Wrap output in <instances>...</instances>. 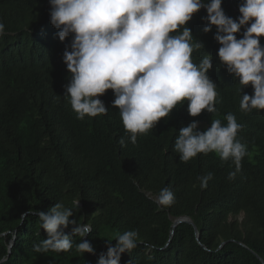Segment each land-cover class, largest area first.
<instances>
[{"label":"trees","instance_id":"1","mask_svg":"<svg viewBox=\"0 0 264 264\" xmlns=\"http://www.w3.org/2000/svg\"><path fill=\"white\" fill-rule=\"evenodd\" d=\"M241 3L222 0V9L237 20ZM50 12V0H0L6 32L0 36V264H97L109 242L114 246L130 230L138 232V246L123 253L120 264H264V110H240L241 96L254 90L248 85L240 94L239 80L219 60L216 28L203 31L206 9L185 27L204 44L193 53L197 62L205 54L213 58L208 75L217 86L218 111L191 117L185 102L135 144L112 106V90L99 97L107 115L77 119L65 96L71 76L63 55L72 36L59 40ZM260 43L264 47V37ZM228 113L243 125L238 139L248 145L235 179H228L234 163L215 153L180 161L174 151L180 130L194 121L199 131L214 119L226 125ZM208 173L213 179L201 188L198 178ZM164 187L176 197L170 207L156 203ZM58 202L73 209L79 224L91 225L83 239L95 254L75 247L33 251L47 239L38 213ZM181 217L193 222L199 242L187 223L171 238ZM65 231L71 235V228Z\"/></svg>","mask_w":264,"mask_h":264},{"label":"clouds","instance_id":"2","mask_svg":"<svg viewBox=\"0 0 264 264\" xmlns=\"http://www.w3.org/2000/svg\"><path fill=\"white\" fill-rule=\"evenodd\" d=\"M50 6V22L59 30V40L72 36L71 50L66 48L63 55L71 76L65 96L77 119L107 115L99 97L108 90L114 93L112 106L119 109L133 144L138 135L147 134L185 102L191 117L205 110L216 113L217 86L208 75L213 58L205 54L197 62L193 53L203 50L204 44L185 27L202 8L207 12L203 31L216 28L218 58L239 80L240 94L248 85L254 90L252 96H241L240 110H264V47L260 43L264 37V0H242L237 20L225 14L222 0H50ZM242 28L243 37L237 39ZM5 34L0 21V36ZM225 120L226 125L220 119L212 120L205 131H199L195 121L182 128L174 143L180 161L215 153L222 161L234 163L235 171L228 179H235L248 155V145L238 139L243 125L235 115L228 113ZM198 179L200 187L206 188L213 175ZM175 201L168 187L157 195L162 207H170ZM78 205L79 201L75 202V207ZM38 217L47 239L34 244V252L65 253L75 247L79 253L95 254L91 243L83 239L92 227L79 224L72 208L58 202L47 213L39 212ZM69 228L71 235L65 231ZM138 239L135 230L119 234L97 264H120L121 255L136 249Z\"/></svg>","mask_w":264,"mask_h":264},{"label":"water","instance_id":"3","mask_svg":"<svg viewBox=\"0 0 264 264\" xmlns=\"http://www.w3.org/2000/svg\"><path fill=\"white\" fill-rule=\"evenodd\" d=\"M156 203H157V199H156ZM181 223H187V224H189V225H191V226L194 227L195 232H196V237H197V240H198V242H199V234L197 233V230H196V228H195L193 222H192L188 217H182V218H179V219H177V220L174 221V224L172 225V231H171V234H170L171 238H172V236H173V234H174V228H175L177 225L181 224ZM170 240H171V239H170ZM170 240L168 241V244L170 243ZM12 244H13V242L11 243V246H12ZM168 244H167V245H168ZM223 244H225V243H222V244L220 245V247H222ZM11 246H10V248H11Z\"/></svg>","mask_w":264,"mask_h":264},{"label":"rangeland","instance_id":"4","mask_svg":"<svg viewBox=\"0 0 264 264\" xmlns=\"http://www.w3.org/2000/svg\"><path fill=\"white\" fill-rule=\"evenodd\" d=\"M242 219H243L242 216H240L239 220L241 221Z\"/></svg>","mask_w":264,"mask_h":264}]
</instances>
